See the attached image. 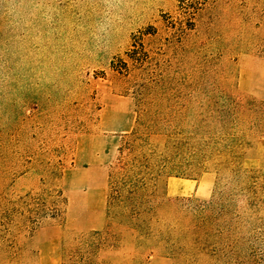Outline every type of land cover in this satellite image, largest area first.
Segmentation results:
<instances>
[{
  "label": "rangeland",
  "instance_id": "rangeland-1",
  "mask_svg": "<svg viewBox=\"0 0 264 264\" xmlns=\"http://www.w3.org/2000/svg\"><path fill=\"white\" fill-rule=\"evenodd\" d=\"M263 105L264 0H0V264H264Z\"/></svg>",
  "mask_w": 264,
  "mask_h": 264
},
{
  "label": "trees",
  "instance_id": "trees-1",
  "mask_svg": "<svg viewBox=\"0 0 264 264\" xmlns=\"http://www.w3.org/2000/svg\"><path fill=\"white\" fill-rule=\"evenodd\" d=\"M232 103L231 99L224 97L222 103H220L221 108L215 110L220 113L219 118L224 123L229 122L228 118L231 115L230 108ZM255 111L259 112V120L264 123V105ZM122 150V148L119 149L120 153H122ZM151 169V166L146 163L144 158L141 159V157L133 156L126 161H122L120 158L118 164L108 176L105 207L106 217L113 219L117 217L119 218V223L127 224L136 229L145 227V220L142 216L145 209L139 198L146 188L144 180H146L149 174L153 173ZM160 172L156 174L159 175ZM234 175L235 178L238 176V174ZM94 243V240L87 238L78 239L75 247L71 245L72 247L66 249V259L61 264H91L88 260L87 262H81L75 258L76 252H80L78 248L85 247L86 251H83L84 254L85 252L90 253V249L95 246Z\"/></svg>",
  "mask_w": 264,
  "mask_h": 264
},
{
  "label": "crops",
  "instance_id": "crops-1",
  "mask_svg": "<svg viewBox=\"0 0 264 264\" xmlns=\"http://www.w3.org/2000/svg\"><path fill=\"white\" fill-rule=\"evenodd\" d=\"M181 182H176V181H168V185H167V187H168V190L170 191H172V188L173 189H175L176 190V193H179L180 192V187L178 186V184H180ZM186 189H187V191L190 189V184L189 183H187V185H186Z\"/></svg>",
  "mask_w": 264,
  "mask_h": 264
},
{
  "label": "bare ground",
  "instance_id": "bare-ground-1",
  "mask_svg": "<svg viewBox=\"0 0 264 264\" xmlns=\"http://www.w3.org/2000/svg\"><path fill=\"white\" fill-rule=\"evenodd\" d=\"M176 193V192H175Z\"/></svg>",
  "mask_w": 264,
  "mask_h": 264
}]
</instances>
